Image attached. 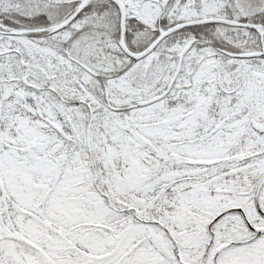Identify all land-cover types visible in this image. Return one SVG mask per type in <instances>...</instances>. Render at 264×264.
I'll list each match as a JSON object with an SVG mask.
<instances>
[{"label": "snow or ice", "instance_id": "snow-or-ice-1", "mask_svg": "<svg viewBox=\"0 0 264 264\" xmlns=\"http://www.w3.org/2000/svg\"><path fill=\"white\" fill-rule=\"evenodd\" d=\"M0 264H264V0H0Z\"/></svg>", "mask_w": 264, "mask_h": 264}]
</instances>
